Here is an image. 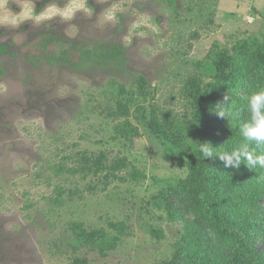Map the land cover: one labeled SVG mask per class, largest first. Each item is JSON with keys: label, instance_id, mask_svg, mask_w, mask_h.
<instances>
[{"label": "rangeland", "instance_id": "1", "mask_svg": "<svg viewBox=\"0 0 264 264\" xmlns=\"http://www.w3.org/2000/svg\"><path fill=\"white\" fill-rule=\"evenodd\" d=\"M50 3L68 4L74 15L25 19L32 7L39 15ZM0 15L21 20L0 26L7 51L0 56V84L6 85L0 92V264L169 260L184 222L169 221L159 198L187 177L176 157L190 152L182 150L188 139L201 137L198 106L186 85L212 81L207 54L262 40L264 0H7ZM47 33L77 45L118 48L122 56L77 69L72 50L70 63L52 66L37 48ZM60 45L71 46L63 42L47 50L57 52ZM140 77L154 103L171 112L172 131L182 143L153 135L149 104L130 101ZM110 80L127 94L120 95ZM119 103L127 106V117L118 115ZM125 121L138 135L116 133ZM84 156L102 157L105 168L81 169ZM116 161L125 166L110 171ZM109 223L124 224L128 235ZM76 224L118 239L101 253L76 243ZM151 227L163 237L154 238ZM258 250L264 253V240Z\"/></svg>", "mask_w": 264, "mask_h": 264}, {"label": "trees", "instance_id": "2", "mask_svg": "<svg viewBox=\"0 0 264 264\" xmlns=\"http://www.w3.org/2000/svg\"><path fill=\"white\" fill-rule=\"evenodd\" d=\"M49 34V33H47ZM37 43L41 57L52 66L70 63V52L77 51L74 67L82 69L88 65H104L118 60L122 53L118 48L77 45L62 37L46 35ZM68 43L71 46L48 51L51 45ZM79 46V47H78ZM7 53L0 44V56ZM215 75L203 86L194 80L186 90L197 103V119L200 126V142L208 141L218 147L225 141L235 146L242 142L239 125L248 119L247 99L249 95L264 87V36L245 39L237 43L232 52L207 54ZM3 71L0 68V77ZM110 85L120 95H126L123 85L110 80ZM136 92L131 102L149 104L148 128L155 136H163L182 143L175 134L170 111L161 110L154 103L155 96L148 90L143 77L138 79ZM221 106L227 115L221 118L215 109ZM118 115L128 116L126 105L118 104ZM117 114V113H116ZM116 133L125 139L138 135L133 126L125 121L116 127ZM151 141V138H150ZM155 145L154 142H150ZM257 154L264 153V145L252 146ZM178 165L189 169L185 179L161 193L159 206L169 221L184 222L180 238L172 244L173 254L160 264H264V253L258 250L264 240V168L257 166L249 170L243 164L239 169L224 168L218 159H202L198 153H186L176 157ZM103 158L82 157L80 168L103 170ZM125 164L116 161L109 166L117 171ZM112 173V172H111ZM114 175V174H113ZM119 235H128L122 223H109ZM74 239L79 245L88 244L101 253L114 247L116 239L105 238L99 231H85L79 224L73 225ZM150 234L160 239V229L150 228ZM72 264H88L87 260L74 259Z\"/></svg>", "mask_w": 264, "mask_h": 264}, {"label": "clouds", "instance_id": "3", "mask_svg": "<svg viewBox=\"0 0 264 264\" xmlns=\"http://www.w3.org/2000/svg\"><path fill=\"white\" fill-rule=\"evenodd\" d=\"M6 2L7 0H0V6L6 5ZM30 12L31 14L25 17V19L39 16L42 19L50 20L59 16L61 19L70 20L74 15V11L69 9L68 4L61 8L55 3H50L39 15L34 14L33 7L30 9ZM20 22L21 20L16 19V16L0 15V26L5 24L16 26ZM3 91H6V85L0 84V92ZM246 108L248 119L239 125V134L242 142L238 145L232 146L228 141H225L218 147H213L208 141L201 143L188 139L182 150L198 153L202 159L218 158L223 163L224 168L239 169L242 164L249 170H254L257 166L264 168V153L257 154L255 148L252 147L253 144L257 147L264 145V87L253 91L249 95ZM215 112L221 118L225 116V112L221 106H218ZM177 169H182L185 176L189 172L187 167Z\"/></svg>", "mask_w": 264, "mask_h": 264}]
</instances>
